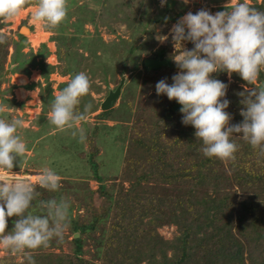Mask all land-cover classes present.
<instances>
[{
    "label": "trees",
    "instance_id": "trees-1",
    "mask_svg": "<svg viewBox=\"0 0 264 264\" xmlns=\"http://www.w3.org/2000/svg\"><path fill=\"white\" fill-rule=\"evenodd\" d=\"M252 1L249 7L264 12V0L260 3ZM2 20L0 30L5 26ZM76 34H59V48L64 53L61 54L59 50L55 53L59 65L63 60L66 61L69 79L76 74V71L72 72V44L76 40L82 41L81 33ZM18 38L25 40L21 35ZM11 42L10 38L0 33V72L3 70L1 63L7 60ZM131 46L128 54L135 47ZM188 46L192 47L190 43ZM171 47L172 43L168 42L149 56L167 62V67L150 69L144 65L145 59L140 60L143 92L151 88L159 71L177 69ZM22 48V44H16L17 52ZM48 56L46 45L41 44L35 54L20 63L26 72H22V68L19 74L28 75V68H33L39 70L47 81L49 75L57 72L56 66L44 62ZM136 57L138 59V55L134 56V61H130L131 56L124 57V63L131 62L132 66L122 65V73L129 68H136ZM37 58H41V61H36ZM16 60L17 57L14 58ZM212 75L222 81L226 73ZM231 78L228 94L239 105L234 110L231 107L227 109L231 114L230 126L242 121L238 110L243 107L240 104L241 97L236 98L233 93L238 92L237 82L241 83L242 88L251 86L235 73ZM258 79L263 80L262 71ZM47 94L50 96L46 99L42 98L43 92L40 95L46 109L54 98L52 91ZM160 98L163 100L160 105H148L146 110L142 108L141 113H146V118L151 120L150 124L137 126L125 139L124 152L120 151L124 165L122 179L128 181L130 188L125 191H109L102 184V179L95 176L93 179L98 184L96 191L87 190L84 193H87L85 197L88 200L96 193L101 199L99 206H95L91 200L88 202L83 199L86 206L81 207L74 206L68 197L73 192L81 198L78 188L70 190L64 187L52 193L36 187L39 196L34 203L63 197L70 201L71 206L68 227L62 238H53L49 242L50 248L58 253L44 247L34 250L31 255L35 264H264V157L259 156L258 150L247 142L236 138L238 147L234 159L221 161L206 158L199 151L201 144L194 136L195 129L183 125L179 110L172 109L175 101H169L166 96L157 99ZM47 99L50 101L45 104ZM115 102L110 109L96 114L95 119H110ZM77 110L81 112L80 107ZM0 116L5 115L0 112ZM138 116L143 118L141 114ZM42 131L30 135L25 131L21 134L26 152H36L34 144L42 136ZM96 135L97 130H94L87 140L92 157L97 156L99 148L104 150ZM26 158L29 157L23 155L20 166L25 164ZM33 158L30 161L39 160ZM19 167L14 166L13 170H19ZM147 182L150 187L144 186ZM80 209L84 210L83 216L79 214ZM35 210L41 211L38 207ZM14 219L9 218L8 229L12 227ZM165 226L175 227L170 240H165L158 233ZM75 234H78L77 238L73 237ZM88 243L94 250L93 254H89L90 249L86 248ZM87 255L91 258L87 259ZM14 259L12 254L7 253L0 264H27L25 260L16 263ZM97 259L100 261L96 262Z\"/></svg>",
    "mask_w": 264,
    "mask_h": 264
},
{
    "label": "rangeland",
    "instance_id": "rangeland-1",
    "mask_svg": "<svg viewBox=\"0 0 264 264\" xmlns=\"http://www.w3.org/2000/svg\"><path fill=\"white\" fill-rule=\"evenodd\" d=\"M260 1L257 0L258 3ZM228 2L229 0H188V3L185 4L183 0H167V3L162 7L159 0H66L67 12L65 19L54 29H47L42 23L34 22L31 19L38 0H23L18 15L12 20H2L5 26L0 30V33L12 41L8 48L7 60L1 63L3 70L0 72V112L5 116H0V119L7 122L13 119L21 120L22 126L18 129L20 136L25 131L30 135L35 131L41 133L43 130V134L38 139L36 138L38 140L34 144L36 152H25L29 157L26 158L27 165H25V162L19 167V170H12L10 173L0 172V176L13 179L27 176L33 185L37 187L36 180L40 172L45 167L54 168L53 170L61 177V189L64 187L70 190L78 188L77 190L82 195L81 198L73 192L68 197H70L74 206L80 205L81 207L86 206L83 199H87L85 197L87 193L84 192L87 190L94 192L98 187L97 182L93 179L95 176L102 179V184L109 191H115L116 189L125 191L130 188L128 181L122 179L124 165L121 152H124L126 147L125 139L135 131L134 129L137 126L150 124L151 120L146 118V113H141L142 108L145 107L146 110L148 105L155 106L163 103L161 98L157 99L155 84L161 79H166L168 83H171V77L178 71V69L159 71L151 88H147L146 92H143L141 90L143 71L139 65L140 60L149 59L150 54L159 46L171 42L170 38L161 42L158 40L159 36L167 35L171 26L187 12L195 13L200 9L207 8L218 12L229 7ZM232 2H244L251 5L254 1L232 0ZM24 28H27L25 32L22 31ZM77 32L81 33L79 35L82 36V41L75 39L70 55L74 59L72 72L76 71V74L82 72L89 79V91L81 98L78 105L81 113H84V119L78 121L72 127L57 130L48 122L47 114L50 111V106L47 105L48 108L46 109V105H41L38 91L26 93L25 91L29 88L25 87L21 77L15 75H18L23 68L20 63L28 60L31 54L37 52V48L41 44H45L49 56L44 62L47 65L56 66L55 71L57 72L51 74L53 75L52 78L49 75L47 81H43L44 78L40 75V72L34 73L32 70L35 69L33 68H28L29 74H26L33 75L31 82L43 84V88H40L43 92L42 98H48L50 95L47 93L50 91L55 96L59 91L58 85L70 80L66 74V61L63 60L59 65L57 58L53 59L56 51L59 50L61 54L64 53V50L59 48L58 36L63 33L76 34ZM18 35L23 36L25 40L19 39ZM136 41H139L137 45L134 44ZM16 44L23 45L20 52L19 50L17 52ZM131 45L135 47L134 52L132 50L133 53L131 52L130 55L128 51ZM185 47L191 49L188 44ZM21 54L23 55L20 56ZM171 54H175L173 47H171ZM128 55L131 56L130 61H134V56L138 55L135 62L136 68H129L125 73H122L120 70L122 65L132 66L131 62L130 64L128 62V64L124 63V57H130ZM15 57H17L16 61H14ZM37 59L41 61V58ZM22 72H26V70L23 68ZM262 73L264 80V70H262ZM122 76H125V81L113 106L111 118L98 120L95 119L96 114L89 116L93 110L100 109V105L108 91L116 88ZM225 80L226 84L230 86L232 78L230 79L227 73L222 82L225 83ZM34 82L31 86L35 84ZM237 83L238 92H233L236 98L239 96L238 93L247 87L243 86L242 88L241 83ZM239 88H241V91ZM31 89L34 90V88ZM48 89L50 91H47ZM228 90L229 87L226 93V98L230 101L228 108L231 107L234 110L236 105L239 104H236V99H231ZM34 99H37L36 104H32ZM49 101L50 99H47L45 104ZM37 106L40 109L38 117L34 110ZM86 106L90 107L87 112H84ZM227 109L226 111L229 113ZM99 112L100 110L97 114ZM139 114L143 118L139 117ZM230 124L231 114L229 126ZM94 130H97L98 137L96 138L99 139V144L104 149L101 148L100 150L99 148L96 157L91 156V150L87 144V140ZM61 147L65 149H61ZM36 157L39 158L37 162L30 161L32 158L35 160ZM144 186L150 187L151 185L147 182L144 183ZM90 200L97 207L101 201L96 193L90 196L88 202ZM83 211V209L79 211L81 216L84 215ZM75 212L76 210L73 211V213ZM174 231L175 227L165 226L159 229L158 233L165 240H170ZM44 248L53 251L55 254L58 253V251L52 250L49 244ZM86 248L90 249L89 254L94 253L91 244L88 243ZM63 249L65 252L67 251L65 247ZM7 253V251L0 249V260ZM12 256L15 257L14 262L16 263H22L24 260L22 254H12ZM86 258L89 259L91 256L87 255ZM99 261L96 260V262Z\"/></svg>",
    "mask_w": 264,
    "mask_h": 264
},
{
    "label": "clouds",
    "instance_id": "clouds-1",
    "mask_svg": "<svg viewBox=\"0 0 264 264\" xmlns=\"http://www.w3.org/2000/svg\"><path fill=\"white\" fill-rule=\"evenodd\" d=\"M163 7L167 0H159ZM186 4L188 0H183ZM22 0H0V19L12 20L20 10ZM215 14L206 9L191 11L180 17L159 41L171 40L178 69L171 83L161 79L155 84V93L166 96L180 105L181 123L192 126L199 140V151L206 158L221 161L234 159L235 139L247 142L258 155L264 157V12L244 2L233 3ZM66 0H38L32 21L54 29L66 17ZM27 30V28L22 29ZM191 44V49L185 47ZM233 73L253 87H245L241 97L242 121L229 126L226 111L228 85L212 74ZM255 82V83H254ZM89 79L84 73L75 74L55 94L48 112V122L57 130L72 127L84 119L77 110L89 91ZM90 106H86L84 112ZM22 121L0 119V172H11L19 167L26 152V144L18 134ZM61 177L45 167L36 185L56 193ZM39 193L27 176L9 178L0 176V249L10 254H22L27 264H35L31 252L47 247L53 238H62L68 227L70 201L60 197L37 200ZM38 207L41 211H36ZM12 227L8 229L9 218ZM7 229V231H6Z\"/></svg>",
    "mask_w": 264,
    "mask_h": 264
},
{
    "label": "water",
    "instance_id": "water-1",
    "mask_svg": "<svg viewBox=\"0 0 264 264\" xmlns=\"http://www.w3.org/2000/svg\"><path fill=\"white\" fill-rule=\"evenodd\" d=\"M144 65L150 69H157V68H160L161 66H167V62L161 61L158 58L145 59ZM124 81H125V76H122L116 88L114 90L108 91L107 95L105 96V98L103 99L100 105V111H106L112 107L113 102H115L118 99L121 93V89L124 84ZM179 108H180V105L175 102L172 109L174 111H177L179 110ZM73 237L77 238L78 234H75Z\"/></svg>",
    "mask_w": 264,
    "mask_h": 264
},
{
    "label": "crops",
    "instance_id": "crops-1",
    "mask_svg": "<svg viewBox=\"0 0 264 264\" xmlns=\"http://www.w3.org/2000/svg\"><path fill=\"white\" fill-rule=\"evenodd\" d=\"M29 8H33V7H29ZM28 9V8H27ZM38 49V48H37ZM55 57H56V55H54L53 56V59L55 60ZM38 59H36V61H37ZM34 73H38V72H40L39 70H32ZM40 75H41V73H40ZM15 76H19V77H21L22 79H23V84L25 85V87L26 88H29L28 90H26V89H24V90H26L25 92L26 93H33V92H36V91H38L37 92V94L39 95V98H40V101H41V105H44L43 104V102H42V100H41V97H40V95L42 94V90H40V88H43V84L42 83H38V82H34L35 84L34 85H32L31 86V84L33 83V82H31L30 80L32 79V74H30V75H23V74H18V75H15ZM51 76V78L53 77V75H50ZM29 77V78H28ZM69 78V77H68ZM43 81H44V79H43ZM31 82V83H30ZM67 82L68 81H65V83H63V84H67ZM62 83L60 84V85H58V90L60 89V87L63 85ZM34 88V90L33 89H31V88ZM23 90V91H24ZM45 96H46V94H44ZM52 95H53V92H52ZM36 98V97H35ZM39 100V99H38ZM36 101H37V99H34V102L32 103V104H36ZM37 105H38V103H37ZM35 111H36V113L35 114H37L36 116L38 117V115H39V113H40V109H39V107L37 106V107H35V109H34ZM99 110H93L92 112H90V114H89V116H93V115H95V114H97V112H98ZM47 116H48V114H47ZM40 120H42V119H40Z\"/></svg>",
    "mask_w": 264,
    "mask_h": 264
},
{
    "label": "built area",
    "instance_id": "built-area-1",
    "mask_svg": "<svg viewBox=\"0 0 264 264\" xmlns=\"http://www.w3.org/2000/svg\"><path fill=\"white\" fill-rule=\"evenodd\" d=\"M206 10H208L210 13H212V14H215L216 12H214V11H212V9L211 8H207Z\"/></svg>",
    "mask_w": 264,
    "mask_h": 264
},
{
    "label": "bare ground",
    "instance_id": "bare-ground-1",
    "mask_svg": "<svg viewBox=\"0 0 264 264\" xmlns=\"http://www.w3.org/2000/svg\"><path fill=\"white\" fill-rule=\"evenodd\" d=\"M23 32H25V30H23Z\"/></svg>",
    "mask_w": 264,
    "mask_h": 264
},
{
    "label": "flooded vegetation",
    "instance_id": "flooded-vegetation-1",
    "mask_svg": "<svg viewBox=\"0 0 264 264\" xmlns=\"http://www.w3.org/2000/svg\"><path fill=\"white\" fill-rule=\"evenodd\" d=\"M149 59H151V58H149Z\"/></svg>",
    "mask_w": 264,
    "mask_h": 264
}]
</instances>
